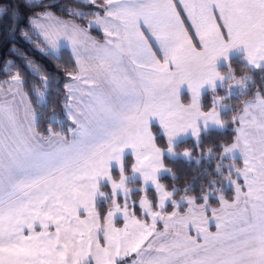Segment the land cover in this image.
I'll list each match as a JSON object with an SVG mask.
<instances>
[{
	"label": "snow or ice",
	"instance_id": "1",
	"mask_svg": "<svg viewBox=\"0 0 264 264\" xmlns=\"http://www.w3.org/2000/svg\"><path fill=\"white\" fill-rule=\"evenodd\" d=\"M56 3H0L14 25L27 9L20 34H36L58 69L69 48L72 64L63 68L65 132L55 112L40 128L57 77L25 58L41 81L28 90L4 63L0 264H264V0H76L91 7L62 5L59 15ZM257 71L260 85L226 119L225 100L233 89L247 95ZM229 124L230 140L206 152L218 179L179 187L165 157L192 150L178 153L177 139L200 148L210 126Z\"/></svg>",
	"mask_w": 264,
	"mask_h": 264
},
{
	"label": "trees",
	"instance_id": "2",
	"mask_svg": "<svg viewBox=\"0 0 264 264\" xmlns=\"http://www.w3.org/2000/svg\"><path fill=\"white\" fill-rule=\"evenodd\" d=\"M0 3H8L12 4L13 0H0ZM67 7H80L87 10V8L91 6L85 7L82 4L76 3V0H57L56 6L52 9L57 14H60L61 6ZM21 12L23 16L19 17L18 20L14 22L10 18L9 15L5 14L2 18H0V80H6L8 75L4 73L3 67L4 63L7 60H11L13 64L10 66L11 71L14 73L19 70L22 75L25 77L26 87L28 90L31 89V86L35 84L36 86L41 85V81L38 76L34 75L31 69L28 68L26 59H31L36 64L40 65L44 70H46L49 74L57 77V80L52 83L51 88L48 90V108L44 111V118L40 121V128L42 130H46L48 127V118L53 115V112L56 113L57 119L61 121L60 124H55V128L60 130L64 129L66 132L69 126V119L64 113L62 106L63 99V83L66 79L63 68L71 67L70 63V52L68 49L63 48L61 50V69L56 67V61L51 57L45 56L40 53L35 46V42H39V37L36 34H32V41L25 39L21 34L20 30L22 28H26V17L29 13L28 10L21 7ZM91 30L97 31L94 27ZM16 49V51H12V49ZM242 60L238 57V55L233 56V65L238 73H242L244 70L242 68ZM255 84L249 86L247 95H237L238 89L232 90V96L228 97L225 100V103L229 106V111L227 113L226 119L230 120L231 109L240 106V101L250 98L252 92L255 90L256 86L260 85V77L261 73L254 72L252 73ZM57 89L59 90L57 92ZM219 94L227 95L226 89H219ZM210 93L205 92L202 99L204 106H208ZM185 98V95H183ZM33 106L35 105V100L37 99L35 96L32 97ZM39 111V109H37ZM151 127L154 130H158V126L156 124H152ZM232 126L228 125L226 129H218V128H209L208 133H203L201 136V147L196 148L194 146V141L191 137L184 138L177 142V148H190L192 150V154L194 157L190 159H185L180 156L176 157H165V163L168 167H170L177 176V184L179 187H183L185 183H189L193 185L197 190L201 187V185H207L208 181L212 178H217V174L215 173V164L216 158L208 155L206 156L207 148L214 147V151H218V146L223 141L230 140L232 136ZM130 157V156H129ZM128 157V158H129ZM126 158V159H128ZM130 159V158H129ZM199 161V163H197ZM162 181L171 185L172 180L168 175H164L162 177ZM129 183H133V180H129ZM231 189L225 188V194L227 196H231ZM136 195H139L138 193ZM214 201V200H212Z\"/></svg>",
	"mask_w": 264,
	"mask_h": 264
},
{
	"label": "crops",
	"instance_id": "3",
	"mask_svg": "<svg viewBox=\"0 0 264 264\" xmlns=\"http://www.w3.org/2000/svg\"><path fill=\"white\" fill-rule=\"evenodd\" d=\"M59 15V14H58ZM64 18H67L66 16L64 17ZM79 23H81V26L82 27H87V21H78ZM95 28V27H94ZM97 31H94V30H91V28L89 29V35H91L92 37H94V38H96L99 42H103V40H104V34H103V31L102 30H100V29H98V28H95ZM66 49H68V51L70 52L71 50L69 49V48H67V47H65ZM6 87V86H5ZM183 95H185V98H184V96ZM181 98L183 99V100H187L188 99V94H187V90H186V87H182V89H181ZM247 99H249V98H247ZM247 99H245V100H247ZM63 110H64V108H63ZM64 113H65V115H66V112H65V110H64ZM67 116V115H66ZM152 124H156L157 126H158V128H159V125H158V123L156 122V120H155V118H150V126L152 125ZM69 126H72V122H71V120L69 119ZM68 126V127H69ZM210 128H214L213 126H210ZM187 137H190V136H182V137H179L178 139H177V142L178 141H180V140H182V139H184V138H187ZM231 195H232V193H231ZM230 197V196H229ZM211 203H213V205H215L216 204V201L214 200V201H211ZM119 226H122V223L119 225ZM212 230L214 231L215 229H214V227L212 228Z\"/></svg>",
	"mask_w": 264,
	"mask_h": 264
},
{
	"label": "rangeland",
	"instance_id": "4",
	"mask_svg": "<svg viewBox=\"0 0 264 264\" xmlns=\"http://www.w3.org/2000/svg\"><path fill=\"white\" fill-rule=\"evenodd\" d=\"M183 149H185V148L176 149V151L179 153V152H182ZM127 151H128V150H126V152H127ZM177 156L183 157L182 155H177ZM175 157H176V156H175ZM192 157H194L193 154L191 155L190 158H192ZM129 158H130V157H129ZM183 158H184V157H183ZM190 158H187V159H190ZM185 159H186V158H185ZM130 180H131V178H130Z\"/></svg>",
	"mask_w": 264,
	"mask_h": 264
}]
</instances>
